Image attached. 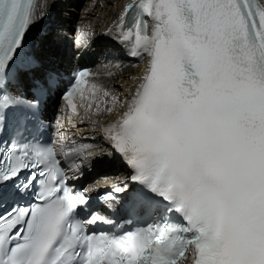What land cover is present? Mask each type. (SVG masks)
<instances>
[{
  "label": "snow or ice",
  "instance_id": "1",
  "mask_svg": "<svg viewBox=\"0 0 264 264\" xmlns=\"http://www.w3.org/2000/svg\"><path fill=\"white\" fill-rule=\"evenodd\" d=\"M40 19L0 0V264H264V0H128L104 33L145 61L125 95L26 52ZM53 98L111 150L37 136ZM105 156L131 174L98 195Z\"/></svg>",
  "mask_w": 264,
  "mask_h": 264
},
{
  "label": "bare ground",
  "instance_id": "2",
  "mask_svg": "<svg viewBox=\"0 0 264 264\" xmlns=\"http://www.w3.org/2000/svg\"><path fill=\"white\" fill-rule=\"evenodd\" d=\"M127 2L128 0H37V12L42 16V19L38 20L30 33V36L36 41L35 51L44 60L67 61V57H64L67 36L63 37L62 33L69 29L68 25L76 21L79 33L83 34V38H80L79 42L82 44L80 52L84 50L83 48L88 50L89 53L86 55L92 64L97 62V56L98 59H102V68L94 78L96 82L121 95L129 93L132 90L131 86L135 83L131 78L138 77L143 73L145 63H135L131 60L121 61L115 58L113 45L117 40L112 36L104 35L107 29L113 27L123 5ZM51 12L56 25L50 26L47 34L42 31L38 35L37 32L42 29L44 23V16H48ZM59 52L63 55H60ZM76 102L82 117L84 109L80 107L79 99ZM56 106L54 119L60 124V135L69 136L74 142L92 145L97 153L111 150L109 144L104 140L103 133L98 131L92 123V120L97 119L96 116H92V120L84 119L82 123L79 122L81 117L73 116V120L77 123L76 127H72L65 120V116L71 115V113H60V103H56ZM103 106L101 104L102 108ZM114 118L115 114L106 113L98 117L101 124ZM115 165L118 167L116 175L111 173V169ZM124 174L126 171L118 157L105 156L98 161L95 169L86 171L85 177L86 179L97 177L92 187H105L112 184L113 181L121 180ZM105 177L107 179H104Z\"/></svg>",
  "mask_w": 264,
  "mask_h": 264
}]
</instances>
